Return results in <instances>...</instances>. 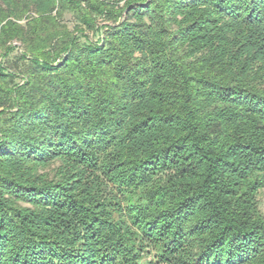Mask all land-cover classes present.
<instances>
[{"label":"trees","instance_id":"1","mask_svg":"<svg viewBox=\"0 0 264 264\" xmlns=\"http://www.w3.org/2000/svg\"><path fill=\"white\" fill-rule=\"evenodd\" d=\"M0 58V264H264V0H0Z\"/></svg>","mask_w":264,"mask_h":264},{"label":"rangeland","instance_id":"2","mask_svg":"<svg viewBox=\"0 0 264 264\" xmlns=\"http://www.w3.org/2000/svg\"><path fill=\"white\" fill-rule=\"evenodd\" d=\"M123 4V2H120V5H122ZM63 20H64V22H66V24L70 27V28H72L73 27V25L75 24V21H74V19L72 18V16L69 14V13H66L65 14V16H64V18H63ZM98 36H100L99 34H96L95 36H94V39H96ZM11 55H13V54H11ZM10 55V56H11ZM2 59L0 58V61H1ZM3 61V60H2ZM7 64V63H6ZM54 166L55 165H52V166H50V167H48V166H45V167H40L39 168V172L40 173H44V172H46V173H53V169H54ZM257 201H258V207H259V209H260V211L262 212V214H263V216H264V187L263 188H261L259 191H258V194H257ZM153 257H154V251L151 249V248H149V249H147L145 252H144V254H143V258H142V260H141V262L140 263H142V264H145V263H147L149 260H151V259H153Z\"/></svg>","mask_w":264,"mask_h":264}]
</instances>
